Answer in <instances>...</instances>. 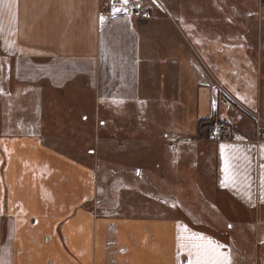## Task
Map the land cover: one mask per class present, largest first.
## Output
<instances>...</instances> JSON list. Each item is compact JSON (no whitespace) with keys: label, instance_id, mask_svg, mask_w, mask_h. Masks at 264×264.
I'll list each match as a JSON object with an SVG mask.
<instances>
[{"label":"crops","instance_id":"1","mask_svg":"<svg viewBox=\"0 0 264 264\" xmlns=\"http://www.w3.org/2000/svg\"><path fill=\"white\" fill-rule=\"evenodd\" d=\"M144 3L152 15L128 13L122 0H0V264H264V139L255 116L264 117V57H244L242 39L230 42L225 10L211 7L216 30L198 37L180 8L165 6L164 15ZM119 4L127 10L114 13ZM173 12L205 57L169 21ZM101 94L103 104L128 105L124 166L143 186L142 204L160 189L157 204L171 214L101 202L96 170L75 144L93 142L87 153L96 154ZM53 104L61 129L49 117ZM215 117L236 135L211 137ZM69 126L77 130L68 134ZM182 166L227 218L225 235L203 224L201 210L178 211L163 198L194 200L167 176Z\"/></svg>","mask_w":264,"mask_h":264},{"label":"rangeland","instance_id":"2","mask_svg":"<svg viewBox=\"0 0 264 264\" xmlns=\"http://www.w3.org/2000/svg\"><path fill=\"white\" fill-rule=\"evenodd\" d=\"M144 1L154 6L155 9L157 8L156 4L152 0H128V13L133 12V9L137 6H140L143 10L145 7ZM162 1L165 3V6L170 9V11H173V7L180 8L182 16H184L186 20L188 19L190 25L193 28H195L197 25V30L194 31L193 29V32H196L198 34V37H204V33H206L207 30L212 28L215 24V22H213L215 14L211 10V7L216 8L214 12L217 11L219 14L221 11L225 10V16H227V21H229V24L226 26L223 25V28L225 29V32H227V34L229 35L230 42L234 43L233 41H235V44H237L236 41H238L239 38L240 40L242 39L239 42L243 45L242 48L244 49V57H264V0ZM218 1H221V4H225L223 5V10L220 9L221 7ZM117 2L118 1H114L113 4ZM247 2H250L251 5L246 4ZM150 8L152 9V7ZM107 12H109V10H107ZM163 13L164 15H168V11ZM190 13L195 14H192V16L190 17ZM219 14H216V16L220 17ZM169 17V21L171 23H174L181 28L182 37H185L187 40H189L190 44L194 45V40L189 35V26H186L183 23V19H180L176 13L174 14V12L171 13ZM218 21H220V19H218ZM215 27L213 28L216 30ZM219 31H221V29H219ZM194 46L196 47L197 57H205L199 47L197 45ZM102 91L104 90L101 85L100 92ZM103 100H105V96L101 94L102 104L100 106L99 116L100 119L106 120V124L100 127V131L98 134L99 138H101V144L99 146L97 145L96 154L87 153L88 149L93 147V142L90 143L88 141H85L75 143L78 148L83 149V154H86L85 157L79 158V160H82L86 164L90 165L94 171L96 170L95 173L97 189L98 195L101 197V202L108 203V205L112 207L111 210L118 211L121 213L131 212V214H144L145 212H150L154 214H171L173 212L172 206H169L167 204L164 205L161 203L157 204L158 201L156 200V196L159 193L158 191L160 189H157V191L155 188H152V190L148 191L155 194L153 196L154 199L152 200V204H149L148 206H144L142 204L141 195L136 192V190L141 188L142 185H140L139 182L137 184L134 181L129 180L128 172H126L128 168L124 166L126 164L124 162L128 160V105L127 107H125V109H116V106L113 107L112 105L107 103L103 104ZM56 105L58 104H53V109L50 110L49 116L51 117L52 121L54 120V124H56L53 129L60 127V121H58L60 120V118H58L60 114V109L55 108ZM66 112L64 111L62 116H69L70 118L73 117L74 113L77 111L69 112L68 115ZM255 116H257L256 119H258V121H256V129L258 130V132H260L261 136L264 134V117L259 111L255 112ZM90 118H92V114L90 115ZM215 118L226 121L231 127L230 132L226 133L225 136H222V138L232 137L236 135V130L233 129L232 125L226 119L219 117ZM72 121L77 123V120ZM61 122H65L64 119L61 120ZM69 127L72 129L69 130L68 134H71V132L75 129L77 130L76 126ZM90 128L92 129V126H90ZM56 132L57 134H54V137H58V135L61 134L59 129ZM107 137H109V140ZM165 158H167L165 159V162H168L169 158L167 155ZM166 167L169 166L166 164ZM190 171L191 168H189L188 166H182L180 169V173H177L175 175L169 174L167 176L170 180L171 186H174V188L172 187V190L176 191V194L179 195L181 193V196H187L188 198H192L194 200H176L175 195L165 196L163 198L174 199L177 205L180 204L178 211L186 212L185 210H188L190 207L201 210V213L203 215H207V218L209 219L208 222H205L200 219L201 221H203V224L207 225L208 227H211V225L214 224L211 228L216 227L218 231L225 235L227 233V230H232L226 225V222H228L227 218L223 216L222 213H219V209L215 210L214 207H212L211 209L207 202L201 199V189H196L194 185L195 183L192 181L195 175H193V173H190ZM175 176L178 177V181L174 183L172 181L175 180L173 179L175 178ZM129 187H132V190H128ZM134 187L136 189H133ZM135 197L137 199H134ZM128 201L132 203L128 204ZM227 217L231 222H233L234 225H236V219L238 218V215L231 213L227 214ZM200 220L197 221L201 222Z\"/></svg>","mask_w":264,"mask_h":264},{"label":"built area","instance_id":"3","mask_svg":"<svg viewBox=\"0 0 264 264\" xmlns=\"http://www.w3.org/2000/svg\"><path fill=\"white\" fill-rule=\"evenodd\" d=\"M156 6L163 10V11H167V9L165 8V3L162 0H152ZM133 13L137 16H141V15H146V16H150L151 15V8L150 7H146L143 9V11L139 10V9H134ZM257 118V116H256ZM230 125L222 120V119H216L213 121L212 124V128H211V133L210 135L212 137L218 138V137H222L225 136L226 133L230 132ZM262 138L264 139V134L261 135Z\"/></svg>","mask_w":264,"mask_h":264},{"label":"snow or ice","instance_id":"4","mask_svg":"<svg viewBox=\"0 0 264 264\" xmlns=\"http://www.w3.org/2000/svg\"><path fill=\"white\" fill-rule=\"evenodd\" d=\"M122 3L126 5V4L128 3V0H122ZM120 11H121L120 8H117V7H115V6L113 7V12H114V13H116V12H120ZM101 19H103V18H101ZM225 170L227 171V164H226V168H225ZM208 244H209V246L212 248L213 251L216 250V249H215V246L212 245V242H211V241H209ZM220 255L222 256L223 254H220ZM223 264H230V261L228 260L227 257H224Z\"/></svg>","mask_w":264,"mask_h":264},{"label":"water","instance_id":"5","mask_svg":"<svg viewBox=\"0 0 264 264\" xmlns=\"http://www.w3.org/2000/svg\"><path fill=\"white\" fill-rule=\"evenodd\" d=\"M115 7L121 9L120 12H116V13H123V12H125L127 10V8L124 5H121V4H119V5L115 6Z\"/></svg>","mask_w":264,"mask_h":264},{"label":"trees","instance_id":"6","mask_svg":"<svg viewBox=\"0 0 264 264\" xmlns=\"http://www.w3.org/2000/svg\"><path fill=\"white\" fill-rule=\"evenodd\" d=\"M200 123H201V121H200Z\"/></svg>","mask_w":264,"mask_h":264}]
</instances>
